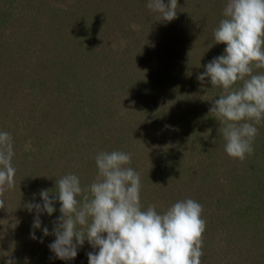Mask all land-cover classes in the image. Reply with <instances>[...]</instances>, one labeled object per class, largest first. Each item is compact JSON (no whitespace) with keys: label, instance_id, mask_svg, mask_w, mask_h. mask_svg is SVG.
I'll list each match as a JSON object with an SVG mask.
<instances>
[{"label":"trees","instance_id":"obj_1","mask_svg":"<svg viewBox=\"0 0 264 264\" xmlns=\"http://www.w3.org/2000/svg\"><path fill=\"white\" fill-rule=\"evenodd\" d=\"M143 1L76 0L73 2L74 8L69 6L71 9L66 12L65 19L69 26L75 24L74 27L77 28H65L62 34L57 32L59 25L47 27L46 18H50L54 11L50 8L48 12H43L45 1L0 0V67L6 69L4 80L0 78V131L9 132L13 138L15 155L12 163L16 168L15 187L5 191L3 197H0L6 202L5 207L0 208V257H6V253L15 245L17 250L21 249L18 243L21 234L17 237L16 234L10 235L3 230L5 225L13 227V224L2 218L4 213L20 212L23 208L26 210L25 205L28 203L42 204L41 190H48L51 198L57 191L56 179L66 175L52 171L56 170L53 165L46 166L50 162L40 166L38 162L25 161L23 154H18V150L21 152L22 149L17 145L16 137L30 134L41 139L50 131H57L58 127L66 130L69 123L67 121L56 127L48 123L50 115L60 120V115L64 114L60 109L65 107L67 117L72 120L71 124H79L84 118H102L100 116L105 115L124 124L123 128H127V131L132 127L130 125L139 122L138 116L148 115V110H152L151 120H154V114L160 116L164 113L167 115L163 116L165 119H173L177 128L168 121L160 132V143L165 149L158 153L155 150L153 158L141 163L134 164L140 158L132 157L131 164L127 165L139 172L142 181L150 182L152 175L150 183H157V191L153 190L151 193L153 199L147 197L144 202L142 199V206L147 208L149 205H156L157 211L162 212L179 200L194 199L203 206L202 218L206 220L201 264H222L221 260H216L222 257V252L229 258L235 250L237 256H242L235 258L238 261L226 264H241L245 261L248 264L249 260L253 264H264V131L260 130L256 135L252 153L257 152L263 156V163L250 166V160L246 159L243 165L237 166L235 162L228 161L230 157L224 151L223 142L215 140L212 143L209 135L204 140L199 139L195 146L190 147L189 152L188 134L184 128L185 120L193 125L198 134L202 125L206 128L208 125H217V120L210 116L209 109L212 100L218 99L222 89L212 87L207 77L202 83L197 76L205 71L208 62L223 54L226 47L223 43L215 44L213 37V30L224 18L222 12L226 0H178L177 17L171 22L158 20V14L146 7L147 0L144 6ZM164 2L168 3V0ZM79 11L81 13L76 14ZM143 15L141 21L133 18ZM85 17L89 19L84 21ZM132 21L137 22L135 27ZM110 36L121 43L119 48L112 50L108 46ZM187 38L190 42L185 44ZM170 41L174 44L167 47L165 43ZM27 66L30 72L25 75L27 80L24 82L20 71ZM188 82L192 84L185 86ZM241 84L238 81L234 87L239 88ZM100 85H104L105 95L95 94L94 88ZM147 85L161 88L171 105L163 104V107L156 110L143 107L138 102L133 106H124L135 93L144 97ZM190 86L192 101L189 102L186 96H189ZM200 88L205 92L202 98L199 95ZM80 93H86V103L83 106L87 105L88 110L85 112L86 109L82 110L83 106L76 107L73 102L69 109L66 108L68 106L64 105V99L69 95L74 99ZM113 97L122 102L124 110L122 107L121 110L112 108ZM205 97L207 104L202 109V99ZM189 103L194 106L192 112L188 110ZM104 104L108 107L106 112L102 107ZM18 105L20 110H17ZM181 110L183 111L180 112ZM2 117L20 124L21 134H12ZM154 122L150 121V124ZM151 125L147 128L148 132H144V140L148 138L146 134L153 132L154 126ZM257 126L264 128V121ZM102 127L106 129L105 126ZM175 130L179 134H187L176 143L172 137ZM210 145L215 147L214 153L208 149ZM194 157L199 158L197 162H193ZM67 161L69 165L71 160ZM221 162L227 164L222 178L225 177V181L229 180L234 184L237 182V185L234 193L228 189V196L214 206V213L205 202L208 200L203 198L209 194L207 187L214 177L208 176L207 170L202 169H209V165L219 167ZM92 169L93 171L87 168V171L80 174L82 187L94 180L97 168ZM74 170L75 168L72 173L77 174ZM37 172L41 174H35ZM39 176H46L45 181L41 182L42 178ZM159 183L162 185H158ZM77 199L82 197L78 196ZM54 207L56 211L51 215L46 212L40 214L43 219L41 228L34 229L35 231L44 227L53 229L54 221L61 215L58 200ZM34 215L35 210H27V215L20 217V223ZM33 222L29 224L33 225ZM30 225L19 229H28L32 227ZM209 259H214L215 263ZM0 264H7V257L0 259Z\"/></svg>","mask_w":264,"mask_h":264},{"label":"clouds","instance_id":"obj_2","mask_svg":"<svg viewBox=\"0 0 264 264\" xmlns=\"http://www.w3.org/2000/svg\"><path fill=\"white\" fill-rule=\"evenodd\" d=\"M146 7L158 20L171 22L177 17L178 0H148ZM222 15L213 37L215 44L226 47L197 79L203 83L207 77L212 87L222 89L209 114L220 123L224 151L243 161L254 152L256 125L264 121V71H255L264 70V0H226ZM238 81L242 84L235 88ZM14 155L11 134L0 131V197L15 187ZM131 162V153L101 151L95 156L96 176L86 187L75 173L56 179L54 196L41 190L42 204L25 205L29 212L35 210L33 229L41 228V213L56 211L58 200L61 215L52 233L42 229L44 236H55L48 247L56 258L74 259L87 241L98 249L87 253L88 264H201L203 206L186 198L162 212L156 205L144 208L141 177L127 166ZM5 203L0 198V208ZM31 237L37 239L35 232Z\"/></svg>","mask_w":264,"mask_h":264},{"label":"rangeland","instance_id":"obj_3","mask_svg":"<svg viewBox=\"0 0 264 264\" xmlns=\"http://www.w3.org/2000/svg\"><path fill=\"white\" fill-rule=\"evenodd\" d=\"M36 1L41 2V0H36ZM43 1H45V4H46L43 8L44 13L48 12L50 8L52 11H54V12H51L50 18H46L48 26L45 24H42L43 26L53 27L55 25V27H58L59 25L60 28L58 29L57 32H61L62 34L65 28L67 30L68 28L70 27L72 28L75 26V24H72L71 26H69L65 19V16H66V12L68 13L71 9V7L69 8V6L72 5L73 8L75 7V5H73V2H76V0H43ZM142 4L144 6L146 4V0H144ZM80 13H81L80 11L76 12V14H80ZM70 16L73 18H77L76 16L74 17L72 15H69V17ZM143 17L144 15L138 18L137 17H133V18L139 19L141 21ZM88 19L85 17L84 21ZM132 23H133V26L137 25V22L135 21H132ZM76 28L77 27H74L73 30H75ZM180 37H181V33H180ZM67 39L69 38L67 37ZM108 39H109L108 46L112 50L120 47L121 43L116 42L115 39H112V36H110ZM186 42L189 43L190 40L187 38L185 39L184 43L186 44ZM173 44H174L173 41L165 43L167 47H171ZM5 70L6 69L3 70L2 67H0V78L2 80H4ZM29 72L30 70L28 66L23 71L21 69L20 76L22 78L24 77L23 78L24 82L25 80H27V77L25 75L29 74ZM191 84L192 83L188 82V83H185L184 85L187 86ZM23 86H25V84H23ZM191 87L192 86L189 87V92H188L189 96H186L189 102L192 101ZM94 89L96 90L95 94L98 93L99 95L100 94L103 95L105 93L104 85H100ZM195 89L196 87L194 88V90ZM200 90L201 91H199V95L202 98L205 95L204 94L205 92L201 88ZM69 94L71 96L74 95L72 93H69ZM137 94L138 95H136L135 93L131 101L130 100L128 101L129 104L126 103L128 106L127 105H124V106L125 107H129V105L133 106L136 102H138L143 107L154 108V110H156V109H159L160 107H163L162 106L163 104L171 105V102L169 103L166 96L164 95V91L161 90V88L150 87V85H147V88L144 89V93H143L144 97L140 95V93H137ZM70 95L67 96L66 99H64V101L66 102L64 105L68 106L66 108L69 109V107L72 105V102L73 104H76V107L77 106L82 107L84 103H86V98H85L86 93L85 94L80 93L79 95H76V98L74 99H72ZM115 99L116 98L114 99L111 98V100L113 101L112 108L114 109L117 108L116 110L118 109L121 110L122 102L115 100ZM206 104H207V98L205 97L202 99L201 108L202 109L205 108ZM155 105L156 107H153ZM188 106L190 107V109H188L189 112H192L193 111L192 107L194 108V106H192V104L190 103ZM102 107L104 108V111L106 108H108L105 104ZM88 108L89 107L85 105L82 107V110L86 109L85 110L86 112ZM175 109H177V107ZM17 110H20L19 105H18ZM60 110L64 112L63 115H60L59 117L60 120H58L57 117H53L50 115L48 118V123L56 127V126H62L63 121H67L69 123H67L66 130H60L61 127H58L57 131L55 132L50 131L48 134H46L41 139H39L38 136L35 137V136H32L30 134H25V133H24L25 135H23L21 138L19 136L16 137L17 138L16 141L18 142L17 145L21 146V149H22L21 152L18 150V154H23L22 157H25L24 158L25 161H35L36 163L38 162V165L40 166H43L45 163L47 164V162H50V164H47L46 166L49 167L53 165L56 168V170H52V171L57 172V174H62V175L72 173L73 169L75 168L74 172L77 173L76 175L80 176V174L87 171V168H91V171H93L92 168L96 167L95 156L97 155V153L101 151L111 152L113 150H117V151H124L126 153H131L132 157H137V159L140 158V160H137V162H134V164H136L139 162L141 163L142 161H145V160L147 161V159L151 157L153 158L152 154H154L155 150L158 153L162 149H165V147H163V144L160 143L161 142L160 132L162 131V127L164 123L170 121V120H167V118L165 119L163 117V116H167L165 113L164 115L162 114L160 116H157L156 114H154V120H151V117H153V116H150L152 110H148V115L144 114V115L138 116L139 122H135L132 125H130L132 127L129 129V131H127L126 126H125L126 129L123 128L124 124L120 122L118 123L116 120L111 119L110 117L109 118L105 117V115L100 116L102 118H99V117L84 118L79 124L78 123L71 124L72 120L67 117L68 115V113H66L67 109L63 107ZM122 110H124L123 107H122ZM163 110L165 111V108H163ZM109 111H110V108H109ZM111 111L112 113L114 112V110H111ZM182 111L183 110H181L180 112ZM175 114H176V110H175ZM169 115H172V114L169 113ZM182 115H184V113ZM2 118H3V121L7 122V126L10 129L9 131L12 132V134H21L22 129L20 127V124L13 123L7 117H2ZM146 119H148V121ZM150 121H155V122L151 125ZM186 121L187 120L184 121V125H186L184 128L188 134L189 152H190V147L192 145L195 146V144L199 141V139H203L208 135L211 137L212 143L213 141L218 140V141H222L223 145L225 144V141L222 135H219L218 133V129L220 127L219 121H217L216 127L214 124H212L211 127L208 125L207 128L204 125H202L203 128H201L200 130L197 129L199 131V134L195 133L196 129L193 127V125L189 124ZM200 121L204 122L203 119H201ZM170 123H172L171 125L174 128H177L176 126H174L175 122L173 121V119L170 121ZM150 125L154 126L152 129L153 132H149L150 134H146V137L148 138L147 140L146 139L144 140V137H143L144 132H148L149 129L147 128L150 127ZM102 126H105L106 129H104ZM256 127L258 128V132H260V130L264 131V128L258 127L257 125ZM176 130L172 134L174 143H176V141L180 137H184V135H187V134H182V133L179 134L178 131ZM206 132H209V134H206ZM146 142H148L149 144H144ZM208 149L210 151L212 150L211 153H214L216 151L215 147L213 148L212 145H210ZM251 155L246 156V159L250 160V162L248 163L250 166L251 164L253 165L257 163L258 164L263 163V156H260L259 154H257V152ZM64 156L65 158H62ZM68 156L70 157L68 158ZM68 159L71 160L69 162L70 163L69 165H67ZM198 159H199L198 157H194L193 162H197ZM148 161H152V160H148ZM216 161H217V158H216ZM228 161L235 162L237 166L240 164L243 165V161H240L239 159H234L230 157L228 158ZM146 164H149V163L146 162ZM226 166H227L226 163L221 162V165L219 167L216 165L211 167V165H209V169L208 168L202 169V171L207 170L208 176L214 177L213 182L210 183L207 187L209 194L204 195L203 197L204 199L208 200L205 202L206 204H208V207H210V210L214 213H216L214 206L219 205L220 201L223 202V199H225L228 196L227 194L228 189H230L232 193H234L235 191L234 188H236V185H237V182H235L234 184V182H231L229 180L225 181L224 180L225 177L222 178L221 175H225ZM198 167L202 168V165H199ZM35 174L40 175L41 173L37 172ZM53 174H56V173H53ZM39 177L42 178L41 182H44L46 179V176H39ZM152 178L153 176L151 175V177L149 178L150 182ZM150 182H147L146 180L145 181L141 180L142 186H141L140 198L141 200L143 199V202L145 199H147V197L149 199L150 198L153 199L151 193L153 192V190L157 191V187H158L156 185L157 183H150ZM158 185H162V183H159ZM161 198H164V196H162ZM10 205L11 204H9L8 206L10 207ZM27 210H28L27 208L26 210L25 208H23L20 212L19 211L9 212L7 210L8 212H6V214L4 213V217H2L4 218V220L6 219L7 222H10V224H13L12 228L9 227L8 225H5V227L3 228V230H5L7 234L8 233L10 235L16 234L17 237H18V234H21L20 235L21 237L18 238L19 240L18 243L20 244L21 249L17 250L18 249L17 245H15L13 249L11 247L10 252L12 253L11 254L10 252L6 253L7 264L9 261H11V264L14 262H18L19 264H32V263L34 264H88L87 253L98 251V249H93L91 245H89L88 242L85 241L83 246L78 247L77 256L74 259L66 261V260H61L59 258H56L55 254L48 247V245L54 242L55 240V236L53 234L44 236L42 230L35 231L32 227H29L28 229H19V228H22V226L24 228L28 227L30 225L29 223L34 221L35 215L33 218H29L23 223H20V217L23 214L27 215ZM6 215H8L7 216L8 218L6 217ZM40 220L42 223L43 219H41V217H40ZM17 229H19L21 232L19 230L17 231ZM52 230L53 229H49V232L52 233ZM32 232H35V236L37 237V239H33L31 237ZM41 239L43 240V242H40ZM223 256H224V252H222V257H218L216 259L217 262L221 260L220 262L222 264H226L227 262L234 263L235 261H238V259H235V258L237 257L240 258L242 255L237 256L236 250H235L232 256L230 254L229 258L226 255L224 257ZM6 257L1 256L0 259H5ZM209 260L215 263L214 259H209ZM250 263L251 261L249 260L248 264ZM241 264H247V262L245 261Z\"/></svg>","mask_w":264,"mask_h":264}]
</instances>
